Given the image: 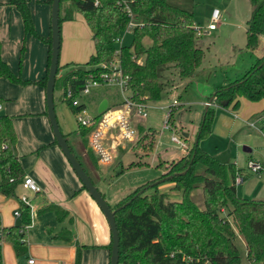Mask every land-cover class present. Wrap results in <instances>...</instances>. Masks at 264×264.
I'll list each match as a JSON object with an SVG mask.
<instances>
[{"label": "trees", "instance_id": "16d2710c", "mask_svg": "<svg viewBox=\"0 0 264 264\" xmlns=\"http://www.w3.org/2000/svg\"><path fill=\"white\" fill-rule=\"evenodd\" d=\"M96 1H99L98 6L95 5ZM130 1L132 18L117 6L116 0H61L60 25L73 21L74 13L81 14L91 31L95 48V53L85 64V71L77 70L76 64L59 65L55 93L62 90L61 99L70 104L74 114L86 105L74 108L72 100L66 97L67 91H72L73 98L79 97L90 75L100 79L102 74L111 71L114 64H118V70L128 77L130 94L140 102H158L162 99L163 85L159 78L162 66H167L168 71L183 79L192 77L203 64L205 51L197 44L192 8L170 0ZM52 2L49 0L47 3L52 6ZM251 2L254 7L246 26V49L254 52L264 37V0ZM7 4L20 13L25 37L34 36L48 45L49 56L46 77L25 81L21 74L13 72L3 58L0 43V78L15 85H40L46 89L52 53L51 36L38 34L28 0H9ZM130 21L136 24L132 29V42L120 45ZM24 52L25 41L20 51V64ZM64 68L70 70L60 76ZM211 98L216 106L234 111L240 109L242 99L264 103V55L242 78L219 88ZM263 114L264 110L258 117ZM214 117L215 109L209 106L204 112L197 142L187 149L181 159L174 161L162 176L174 185L172 190L182 192V201L166 202L163 193L147 194V188L158 191V184L153 182L152 185L139 187L120 205L111 207L118 209L115 218L120 235L119 264H247L254 261L264 264V200L240 198L237 184L241 177L237 165L221 162L200 146L201 139L211 131ZM143 128L140 126V131ZM91 130L79 127L75 133L87 143L94 164L101 170L88 144ZM148 132L144 135L145 139H149ZM64 136L96 185L84 160L70 143L69 135ZM149 141L153 148V139ZM17 142L14 118L0 115V192L8 198L19 199L23 209V225L6 228L1 227L0 223V239L11 240L16 253L24 256L28 253V226L32 222V212L17 193L26 177L20 159L14 153ZM54 143L57 144L56 139ZM201 169L206 174H201ZM170 176L172 178L167 179ZM200 187L204 210L193 198V193ZM83 189L86 190L84 186ZM47 212H55L61 223L69 215L55 204L40 210V213ZM64 233L67 235L58 234L54 239L71 242V231ZM239 239L245 243L246 261L238 245ZM83 247L77 246L74 264H82ZM109 249L112 251V242ZM0 264H4L1 243Z\"/></svg>", "mask_w": 264, "mask_h": 264}, {"label": "rangeland", "instance_id": "374dc122", "mask_svg": "<svg viewBox=\"0 0 264 264\" xmlns=\"http://www.w3.org/2000/svg\"><path fill=\"white\" fill-rule=\"evenodd\" d=\"M5 1L8 0H0V2ZM43 1L28 0L36 30L40 36L43 33L40 26L39 9L43 6L41 4ZM170 1L183 7L192 8L195 25L203 28V34L197 36V44L205 51L202 66L192 77L183 79L168 71L167 66L160 68L159 78L163 85L162 99L151 103L152 109L145 122L146 127L140 131V137L132 143H126L115 162L110 166H101V170H99L94 164L87 143L78 138L74 132L79 129V123L70 104L61 99L63 92L59 89L55 96V112L61 130L65 131V135H69L68 139L71 144L73 143L74 149L76 148L77 152L79 150V156L84 160L96 181V187L111 207L123 203L139 187L152 185L153 182L158 184L163 180L164 182L158 184V191L147 188V194L163 193L166 195V202H180L182 201V192L172 190L174 185L162 176L168 172V168L174 161L181 159L187 153V149L192 148L197 142L204 112L207 105L211 104L210 107L215 109L214 121L211 131L201 139L200 146L221 162L237 165L243 180L241 184H237V194L240 198L264 200V172L255 174L248 168L250 160L260 161L264 165V137L261 133L263 122L258 119V114L264 110V103L242 99L240 109L234 111L216 106L214 99L210 102L212 95L219 88L242 78L264 55V37L261 38L257 50L251 52L246 49V26L254 6L251 0ZM216 9L221 12L222 18L217 30L209 31L207 27L210 25L212 13ZM64 10L63 8L62 16ZM21 24L22 20L18 11L14 10L12 14L9 7L0 5V42L4 43L5 49L8 48L9 55L12 53L16 55V48H13L12 44L19 45L17 62L8 63L9 65L11 63L10 67L13 72L17 75L21 74L25 80L28 68L24 58L20 64L23 36ZM11 27L12 38L9 37ZM20 28L21 39L20 35L17 36V29ZM64 28H66L65 32ZM30 38L27 41V50L28 42L32 39ZM132 39V31L124 34L122 36L123 45H129ZM61 40L60 66L62 67L73 64L71 60L67 59L76 57L74 53L78 59L80 56L82 57L81 60L84 62L81 63L84 66L95 52L91 31L84 17L79 13H74L73 21L62 23ZM69 70L70 68L62 69L60 76ZM8 82L0 78V92L16 88ZM168 83L169 86H167ZM14 96V101H17L18 94ZM122 97V89L119 85L114 84L92 88L88 95L80 96L79 100L86 105L88 113L95 117L99 114L98 108L102 99L108 98L112 104L121 100ZM175 100L178 101V106L174 107L175 109L171 113L172 118L168 119L169 111L163 108H170ZM262 116L264 118V114ZM252 123L256 124V128L251 127ZM146 132L150 134L149 139L144 138ZM185 134L188 135V138ZM151 138L153 139V148L149 145ZM175 138L178 142L175 141ZM244 147L250 148L251 152H246ZM133 163L136 165L132 166ZM200 173L206 174L204 169H201ZM18 196L27 198L26 192L21 190L18 192ZM42 196L43 194H40L38 197L31 198L30 193L28 196L32 207V222L28 226V253L19 256L11 240L0 239L4 264H28L30 259L37 264H57V254L53 248L55 241L50 230L52 231V227H56V231L58 223L53 214L41 217L42 222L38 220L36 205ZM193 198L200 209L204 210L202 187L195 190ZM22 213V205L17 198H8L0 192L1 227L22 226ZM238 245L246 261V247L243 239H239Z\"/></svg>", "mask_w": 264, "mask_h": 264}, {"label": "crops", "instance_id": "0c3cea01", "mask_svg": "<svg viewBox=\"0 0 264 264\" xmlns=\"http://www.w3.org/2000/svg\"><path fill=\"white\" fill-rule=\"evenodd\" d=\"M48 1L44 0L41 2L43 6L39 9L40 26L43 33L42 36L44 37L51 36V6L47 3ZM8 2L9 0L0 3L3 7H9L13 14L16 9L8 5ZM16 22L17 24L19 23L17 19ZM21 25L23 31L21 42L23 46V42L25 41V49L28 38H32L28 42L29 47L28 50L26 49L24 55V62L28 68L25 81L41 80L47 75L49 47L41 40L34 39L36 38L34 36L25 37L23 22ZM12 33L11 27L9 31L10 38H12ZM19 35L21 39V28L17 29V36ZM10 40L12 41V39ZM1 45L3 58L13 64L17 62L16 57L19 45L12 44V47L16 48V55L13 53L9 55L8 48H4V43H1ZM74 55L76 57L67 60H71L73 64L78 66L83 65L81 63L84 62L81 60L82 57L80 56L78 59L76 53ZM10 84L16 88L0 92V100L3 105L0 115H8L14 118V126L18 136L14 153L20 159L26 177L33 178L41 188V193L38 194L26 191L22 187L18 189L17 193L20 190L24 191L27 194V198H29V193L31 198L43 194L41 200L36 205L37 218L42 222L41 217L50 214L55 215L58 228L56 231V227H52V231L50 230L53 238L58 234L67 235L64 233L67 230L73 234L71 242L54 239L55 246L53 248L57 254V264H74L78 245L84 246L82 264H110L111 250L109 246L112 242V236L109 224L99 206L89 193L83 189L81 181L60 147L54 143L55 137L47 114L45 88L40 85ZM16 94H18V100L14 101V95ZM104 100H107L110 106H118L123 102V97L112 104H110L108 98L102 99V102ZM75 151L78 155L80 154L76 148ZM50 204L60 206L63 210L69 212V215L66 216L62 223L58 221L55 212L40 213L42 208ZM33 264L37 263L34 262Z\"/></svg>", "mask_w": 264, "mask_h": 264}, {"label": "built area", "instance_id": "2783aa9c", "mask_svg": "<svg viewBox=\"0 0 264 264\" xmlns=\"http://www.w3.org/2000/svg\"><path fill=\"white\" fill-rule=\"evenodd\" d=\"M98 4L99 1H96L95 5L98 6ZM116 4L122 11L128 14L130 18L133 17V10L131 7L132 1L116 0ZM220 21L221 12L216 9L212 13L211 22L207 29L209 31L217 30ZM135 25L136 24L133 21H130L124 34L130 33ZM194 29L197 36H201L203 34V28L195 25ZM122 44L123 42L120 40V45ZM118 68V64H114L110 68L111 71L102 74L100 79L90 75L79 97L82 95H88L92 88L103 85L117 84L122 89L123 102L118 106L109 105L105 112L98 114L95 117L88 113L87 107L81 108V110L75 114L80 128H92L90 134L88 135V144L100 167L112 165L117 159L120 150L124 149L126 143H132L138 139V137H140V126L146 127L144 124L149 117L150 110L152 109V102H140L131 96L129 91L128 77H125L122 72L118 70ZM66 97L72 100V106L74 108H79L82 106L79 97L73 98V93L71 90L67 91ZM176 106H178L177 100L174 101L173 106L170 108H163L164 110L169 111L167 114L168 119H170L172 110ZM2 109L3 105L0 103V111ZM258 119L263 122L261 133L264 137V118L262 116ZM251 127L256 128V124L252 123ZM165 128L168 127L165 126ZM175 141L178 142L176 138ZM179 143L181 142L179 141ZM248 168L255 174L264 172L263 163L257 160H250L248 162ZM11 182H14V180H11ZM242 182L243 180L239 178L238 183L241 184ZM20 186L26 191H30L35 194L41 193V188L31 177H25ZM21 199L26 205L31 207L28 198L24 197ZM17 215L19 216V213H17ZM33 263L34 261L30 259L29 264ZM247 264L261 263L254 261L248 262Z\"/></svg>", "mask_w": 264, "mask_h": 264}, {"label": "water", "instance_id": "95a60500", "mask_svg": "<svg viewBox=\"0 0 264 264\" xmlns=\"http://www.w3.org/2000/svg\"><path fill=\"white\" fill-rule=\"evenodd\" d=\"M60 12H61V0H53L51 6V39H52V53H51V62L49 68L48 81L46 85V103H47V114L49 118L50 125L53 130L54 137L56 139L57 145L62 150L63 154L67 158L70 163L72 169L76 173L77 177L81 181L82 185L85 187L89 195L93 198L96 204L99 206L100 210L104 214L111 231L112 236V251H111V259L110 264H119L120 260V235L116 223L115 215L118 209L113 210L111 206L106 201L103 194L98 190L96 185L91 180L90 176L85 171L84 167L74 154L71 149L64 133L61 130L59 125L57 115L55 112V85L57 80V74L60 65L61 58V25H60ZM77 70L85 71V65L78 66ZM213 101V98L210 102ZM211 104L207 105L206 110ZM109 107V103L107 100H104L98 110V113L101 114L105 112ZM188 138V135L185 134ZM246 152H251V149L248 147H244ZM172 176L167 179H171ZM164 182V180L162 181ZM160 182V183H162ZM158 183V184H160ZM157 184V183H156ZM130 202L125 204L123 207L128 205Z\"/></svg>", "mask_w": 264, "mask_h": 264}]
</instances>
